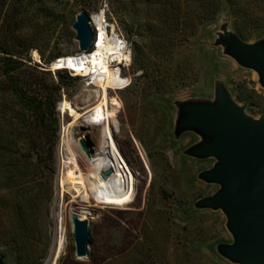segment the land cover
Masks as SVG:
<instances>
[{"label":"rangeland","instance_id":"rangeland-1","mask_svg":"<svg viewBox=\"0 0 264 264\" xmlns=\"http://www.w3.org/2000/svg\"><path fill=\"white\" fill-rule=\"evenodd\" d=\"M46 1L56 17L53 19L62 15L63 20L50 24V42L32 49L33 63L52 70L42 54L50 58L77 53L79 44L72 25L82 10L91 17L103 12L109 32H115L127 46L131 55L128 65L110 62L127 84L107 92L108 99L116 98L118 103L109 105L116 119L112 128L122 156L134 170L136 193L124 205L97 202L93 197L90 202L62 183L68 175L63 142H69L76 152L72 143L87 138L90 148L96 149L102 135L103 125L85 124L69 110H60V103L67 101L87 114L101 103L103 90L95 82V74L81 75L71 94L63 91L57 104L59 141L45 177L51 190L36 210L29 200H19L14 186L6 187L8 175L0 159V256H4V263L52 264L61 214L67 245L56 264H234L217 250L218 244L233 241L226 215L195 206L219 188L198 177L215 160L185 154L200 136L195 132L175 136L176 102L214 98L215 81L222 79L235 100L248 105L249 114H264V88L258 73L241 66L216 45L226 23L246 42L264 38V0ZM85 2L91 5L90 10ZM84 211L89 212L91 221V247L89 257L79 258L71 216Z\"/></svg>","mask_w":264,"mask_h":264},{"label":"water","instance_id":"water-1","mask_svg":"<svg viewBox=\"0 0 264 264\" xmlns=\"http://www.w3.org/2000/svg\"><path fill=\"white\" fill-rule=\"evenodd\" d=\"M91 20L89 12L82 10L72 25L79 44L77 53L93 45L95 31ZM216 45H221L241 66L255 70L264 88V38L246 42L226 23L218 33ZM176 106L175 136L179 138L186 132L200 136L185 154L215 160L198 177L219 188L214 194L200 198L195 206L221 210L226 215L233 241L218 244L219 254L234 264H264V114L260 117L249 114L248 105L239 104L222 79L215 81L214 98L178 100ZM80 144L90 152L87 138H82ZM112 171L106 170L104 176ZM71 222L77 256L89 257L91 221L73 214ZM0 264H5L3 255Z\"/></svg>","mask_w":264,"mask_h":264},{"label":"trees","instance_id":"trees-1","mask_svg":"<svg viewBox=\"0 0 264 264\" xmlns=\"http://www.w3.org/2000/svg\"><path fill=\"white\" fill-rule=\"evenodd\" d=\"M52 14L46 0H0V159L6 187L14 186L35 210L51 190L45 177L59 141L57 104L81 79L66 68L53 72L33 63L32 49L50 42V24L63 20ZM42 58L51 64L60 54Z\"/></svg>","mask_w":264,"mask_h":264},{"label":"bare ground","instance_id":"bare-ground-1","mask_svg":"<svg viewBox=\"0 0 264 264\" xmlns=\"http://www.w3.org/2000/svg\"><path fill=\"white\" fill-rule=\"evenodd\" d=\"M91 18L93 29L96 30L93 50L91 48L83 53L60 57L57 59L58 61H53L52 68L55 70L70 69L76 72L77 75L95 74V82L103 90L101 103L87 114H81L72 106H69L67 101L60 103V110L64 112L69 110L76 119L83 118L85 124L103 125L102 135L99 148L94 149L92 147L90 152L80 142L72 143L76 152L72 149L69 142L66 140L63 142L64 160L68 168V175L63 177L62 183L66 182L69 184L87 201H90L93 197L97 202L124 205L131 202L135 196L136 177L134 170L131 169L126 159L122 156L116 141L112 128V125L116 124V119L115 115L112 112L110 113L109 105L117 106L118 103L115 100L116 98L108 99L107 91L108 88H123L127 84V80L122 76V73L119 70H115L110 62L117 60L119 64L125 63L128 65L131 61V55L127 51V46L115 32L107 35L106 26L108 24H105L106 20H104L103 12L101 16L96 15ZM33 57L35 60H40L38 54H34ZM79 159L91 169L92 175L82 169ZM108 169L113 171L105 177L104 173ZM72 213L78 214L82 219H88V211ZM57 219L58 231L53 248L52 264H56L67 245L66 228L62 221L63 215L60 214ZM59 220L62 222V226H59Z\"/></svg>","mask_w":264,"mask_h":264},{"label":"built area","instance_id":"built-area-1","mask_svg":"<svg viewBox=\"0 0 264 264\" xmlns=\"http://www.w3.org/2000/svg\"><path fill=\"white\" fill-rule=\"evenodd\" d=\"M96 32V31H95ZM106 32H107V35H109L110 34V32H109V25L108 26H106ZM112 33V32H111ZM95 38H96V33H95ZM122 39V38H121ZM123 40V39H122ZM124 41V40H123ZM37 52V51H36ZM58 61V60H57ZM40 62V61H39ZM51 66H53V62L50 64V67ZM51 69L52 70H55V69H53L52 67H51ZM68 70H70V69H68ZM71 71V70H70ZM71 73L73 74V75H75V76H77V74H76V72H74V71H71ZM81 75H84V74H81ZM81 75H78V76H81ZM61 219V218H60ZM63 221V225H64V220H62ZM59 226H62V222L59 220ZM66 228V227H65ZM60 229V228H59Z\"/></svg>","mask_w":264,"mask_h":264}]
</instances>
